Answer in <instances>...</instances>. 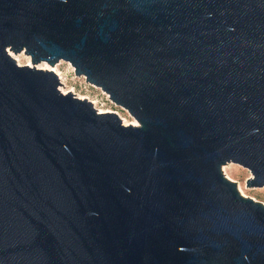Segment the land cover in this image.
<instances>
[{"label":"water","instance_id":"obj_1","mask_svg":"<svg viewBox=\"0 0 264 264\" xmlns=\"http://www.w3.org/2000/svg\"><path fill=\"white\" fill-rule=\"evenodd\" d=\"M229 162L264 186V0H0V264H264Z\"/></svg>","mask_w":264,"mask_h":264},{"label":"rangeland","instance_id":"obj_2","mask_svg":"<svg viewBox=\"0 0 264 264\" xmlns=\"http://www.w3.org/2000/svg\"><path fill=\"white\" fill-rule=\"evenodd\" d=\"M16 55L13 54L12 56L15 58L16 62L20 65L26 64L27 62L30 61L29 56L24 55L23 53H19ZM47 64L48 63L46 62H40L36 64V66L40 68L39 66H46ZM50 67L51 69L56 68L62 73V75L64 76L66 85L70 89H72L71 93L74 94L76 97L79 98V95L88 97L89 100L96 101V103L93 105L98 111H103V110L105 112L113 111V112H116L121 119L124 118L126 122L134 121V118L126 111V109L114 104V102H112L109 99V96L104 91H102L99 87L86 82L84 76L75 75L74 69L71 67V65L68 62L60 60L55 65L50 66ZM224 166H226L225 167L226 172L231 178L228 177L224 173V170H223ZM222 171L225 176H227L228 178L236 182L237 188H238V185H240L242 191L246 194V196H250L253 199L261 201L264 204V186L248 187L246 185V180L248 179V177L251 176L247 168L239 164L229 162V164L226 163L222 165Z\"/></svg>","mask_w":264,"mask_h":264},{"label":"bare ground","instance_id":"obj_3","mask_svg":"<svg viewBox=\"0 0 264 264\" xmlns=\"http://www.w3.org/2000/svg\"><path fill=\"white\" fill-rule=\"evenodd\" d=\"M12 54V53H11ZM13 55V54H12ZM17 56V55H16ZM18 61V60H17ZM26 64H28V65H31V63H30V61L29 62H27ZM51 65H46V66H39L41 69H44V70H50L51 69V67H50ZM56 67V66H55ZM51 70H53V72H55V74L59 77V79H60V81H61V85H60V90L62 91V93H67V92H71L72 91V89H70L67 85H66V83H65V80H64V76L62 75V73L58 70V69H51ZM79 98H81V99H88V97H85V96H81V95H79ZM89 100V99H88ZM89 101H91L92 102V104H95L96 103V101H94V100H89ZM99 112H105L104 110L103 111H99ZM106 112H108V111H106ZM122 122L124 123V124H133V125H137V122L134 120V121H132V122H126L125 121V119L124 118H122ZM229 164V163H228ZM225 167L226 166H224L223 167V170H224V173L228 176V177H230L229 175H228V173L226 172V169H225ZM226 176V177H227ZM231 178V177H230ZM229 178V179H230ZM238 190L240 191V193L242 194V195H245L246 196V194L242 191V189H241V187H240V185H238Z\"/></svg>","mask_w":264,"mask_h":264}]
</instances>
